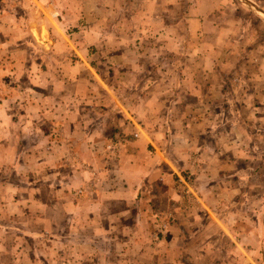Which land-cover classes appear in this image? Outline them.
I'll use <instances>...</instances> for the list:
<instances>
[{"label":"crops","instance_id":"0c3cea01","mask_svg":"<svg viewBox=\"0 0 264 264\" xmlns=\"http://www.w3.org/2000/svg\"><path fill=\"white\" fill-rule=\"evenodd\" d=\"M180 4L149 0L130 7L117 0L104 6L101 17L92 14L97 20L86 35L97 51L80 50L66 35L80 59L74 75L59 65L49 74H60L52 77V82L57 78L52 95L38 73L42 88L36 80L38 87L22 97L8 87L10 77L0 81V264H91L86 261L94 257L101 264H156L165 256L158 262L164 264L167 253L185 264L184 254L192 261L193 253L208 255L206 246H214L213 234L221 228L226 246L217 239L224 256L247 251L232 229L237 218L224 211L236 204L238 190L234 196L221 177L238 175L225 173L232 167L226 152L240 150L233 148L237 123L231 120L228 139L211 141L202 131L218 130L222 112H237L215 75L228 62L222 55L230 52L229 28L214 25L212 11L219 5L207 10L202 1L185 9ZM52 8L53 13L42 12L54 18ZM120 9L139 29L120 26ZM41 27L42 33L46 26ZM12 29L0 28V48L13 42ZM30 29L40 38L38 24ZM147 55L153 57V72L141 78ZM254 63L259 72L251 79L264 82L263 58ZM83 68L89 79L81 77ZM261 87L245 91L249 101L254 95L253 114L258 105L264 107L257 97L264 95ZM116 129L130 139L114 152L108 146ZM189 191L194 196L185 202ZM184 204L190 207L185 214ZM173 210L177 221L159 238L155 213ZM195 240L201 244L192 253L188 242Z\"/></svg>","mask_w":264,"mask_h":264},{"label":"rangeland","instance_id":"374dc122","mask_svg":"<svg viewBox=\"0 0 264 264\" xmlns=\"http://www.w3.org/2000/svg\"><path fill=\"white\" fill-rule=\"evenodd\" d=\"M116 1L117 0H38V4L36 0H0V28L13 26L12 30L16 33L12 34L13 42L8 43V45L3 44L2 48L5 47L4 50L0 48V81L5 82V79L10 77L8 81H10L11 84H9L11 86L7 84L8 87L12 88L13 86L16 88L15 96L22 97L26 94H30L33 89L38 87L36 80H38V82L40 80L35 78L38 73L45 79L44 83L47 94L52 95L54 92L52 85L57 79H54L52 82V77L54 75L59 76L60 74H51V77L49 74L53 73L59 65L60 68L63 67L66 72L74 75V68L80 59L77 51L67 41L66 35L71 41L74 40L75 43L78 42L77 45L80 50L83 49V51L87 52L88 49L90 53L97 51L96 44H92L93 41L86 35V27L97 20L96 16H93V20L91 19L92 14H98L97 17H101L105 14L103 11L104 6L108 8V4H114ZM143 1L149 0H126V3H129L130 7H135L134 5L137 2ZM193 1H202L204 3L203 7L207 10H213V5H219L215 12L214 10L212 11L213 14H215L214 19L216 22L214 25L219 24L229 28L227 34L231 38V43L227 44V48L230 49V52L222 55V60H228V62H223V64L216 69L215 75L218 82L222 81V88L225 89L227 97L228 95L233 96V104L237 112H222L220 118L223 121L218 130L215 132H208V130L202 129V131L205 132V134L207 133L206 137L211 141L214 137V139H218V136H220L221 139H224V137L228 139L231 131L229 130L231 120L233 126L235 125L233 121L237 123L232 130L234 132H232V135L235 136V133H237L238 144L233 146V148L239 147L240 150L232 151V154L226 152L230 156L228 165L232 167H229L230 171H226L225 173L236 171V175H238L236 177H229L228 175L227 177H221L226 180L234 196L238 193L236 196L238 199L236 204L233 205L231 210L224 211H228L229 218H233V220L237 218L233 221L232 229L239 233L238 237L241 238V240L238 241V243L247 251H240V248H238L237 258H233L235 256L234 253H232L231 256L228 252H226L224 256V253L220 252L219 244L220 242L225 243V247L227 241L221 236L223 231L221 228L213 234L215 238L213 244L217 247L206 246L205 251L208 255L197 256L193 253L194 247L200 245L201 241L195 240L192 242L193 245L188 242V247H192L193 261L188 258V254H184L183 258H185L184 261H186L184 263L230 264L232 259L233 263L231 262V264H264V234L263 236L258 235V233H264V107H261L263 106L262 104H256L259 107L256 109L257 113H251L249 111V104H253L254 95H252L250 101L248 100L250 95L245 96V91L254 92L257 90L255 89L256 87H258L261 92V86L264 85L263 81L251 79V77H257V73L259 72L254 62L257 61L259 57L264 60V0H248L249 3L245 2L246 0H179L181 3L180 6L184 9L188 6L187 3H192ZM153 5H155V3H153ZM41 6H43L42 9L47 13H50V11L53 13L52 6H54L57 9L56 17L52 18V16L46 15L42 12ZM203 7H201V9H203ZM111 8L118 10L116 7ZM124 11L125 9H120V11L116 12V15L121 19L122 25L120 26H125L123 27L125 31L128 29H139L137 23L131 21L126 14L127 11ZM131 15L133 19H135V14L131 13ZM137 19H139V17ZM172 20V17L167 18L168 22ZM35 24L39 25L40 38H37L31 33L32 30L30 27L35 26ZM41 25L46 26L42 33ZM232 26L235 27V30ZM232 31H236L235 34H233ZM37 40H41L44 43L37 45ZM64 40L66 43H64ZM92 56L98 57L100 54H93ZM160 56L166 55L163 54ZM70 58L72 60L68 62L67 60ZM144 60L145 65H143V68H145V70L141 78L148 72L152 73L154 68V65L151 63L153 57L150 59L147 55L144 57ZM38 64L39 66L37 67ZM31 65L34 69L33 72L31 70ZM88 71L89 70L85 68L81 69V77H86L89 73ZM87 78L89 79V76H87ZM8 81H6V83ZM40 83L41 82H39V84ZM62 83L63 79H61L58 85ZM42 86L43 84L39 85L40 88H42ZM21 97H18V99H21ZM257 97L264 99L263 94ZM190 99L192 100V98ZM226 99L228 98H225V100ZM217 101L223 105L227 102L221 101V99ZM252 117L253 119H251ZM129 139L130 136L126 135L120 129H116L111 134L108 149L115 152L119 149L120 145L124 144ZM24 146L25 145H23V148ZM246 149L248 150L247 152H245ZM192 178L193 177L189 176L188 181L192 180ZM231 185L233 188H231ZM184 188V191H187V185H185ZM236 189L238 190L237 193ZM184 196L182 200L189 202L188 198L194 196V193L189 191ZM189 204H184V206H186L183 211L184 214L186 210H189ZM223 209L224 206L222 207V210ZM225 209H227V207ZM155 214H158L156 222L158 228H156V232L154 233H156L159 238H163L167 235L170 226H173V223L177 221L176 211L173 210L164 214ZM190 229H193L191 233H194L197 229V225L194 224L190 226ZM188 232L189 231H187V233ZM243 233H248L246 240L242 238ZM255 234L258 236L255 237ZM217 236H220L223 241H220L219 238V242ZM164 244L166 247V243ZM165 251L166 249H164L163 252ZM163 257L165 256L159 258L156 264H159V260ZM167 258L168 261L164 264H183L180 260L174 262L169 253H167ZM86 262L101 264V260L98 257H94L91 261L87 260Z\"/></svg>","mask_w":264,"mask_h":264},{"label":"water","instance_id":"95a60500","mask_svg":"<svg viewBox=\"0 0 264 264\" xmlns=\"http://www.w3.org/2000/svg\"><path fill=\"white\" fill-rule=\"evenodd\" d=\"M245 2L249 3V1H248V0H246Z\"/></svg>","mask_w":264,"mask_h":264}]
</instances>
